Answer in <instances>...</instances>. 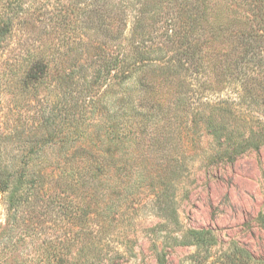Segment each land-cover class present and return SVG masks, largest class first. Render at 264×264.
<instances>
[{
    "label": "trees",
    "instance_id": "trees-1",
    "mask_svg": "<svg viewBox=\"0 0 264 264\" xmlns=\"http://www.w3.org/2000/svg\"><path fill=\"white\" fill-rule=\"evenodd\" d=\"M46 6L37 17L59 37L41 34L39 45L25 47L20 83L54 90L56 107L44 113V126L53 124L56 141L41 142L7 174L0 157V195L13 223L19 209L33 220L38 207L65 221L66 235L49 242L45 264H120L117 253L104 258L105 219L117 213L110 209L117 193L138 203L129 194L152 183L144 177L148 163L162 170L152 187L157 227L169 246L195 247L188 264H264V255L224 242L214 228L171 231L180 224L174 181L187 165L185 150H168L174 139H210L208 161L233 164L264 148V0ZM7 20L0 21V45ZM48 148L54 156L43 155ZM257 221L264 229L263 212ZM165 243L155 247L158 264H168Z\"/></svg>",
    "mask_w": 264,
    "mask_h": 264
},
{
    "label": "rangeland",
    "instance_id": "rangeland-1",
    "mask_svg": "<svg viewBox=\"0 0 264 264\" xmlns=\"http://www.w3.org/2000/svg\"><path fill=\"white\" fill-rule=\"evenodd\" d=\"M54 1L0 0V21H8L7 17L12 21L0 45V157L6 174L20 170L22 161L31 157V150L41 142L56 141L51 139L56 138L53 124L44 126V113L56 107L54 90L49 87L35 92L20 83L26 63L25 47L39 45L41 34L59 37L37 17L41 7L51 6ZM168 146V150H185L183 159L187 165L174 181L180 224L171 223V231L214 228L224 242L239 241L254 254L264 255V229L257 221L258 215L264 213V148L240 156L233 164H212L207 157L210 139H174ZM53 154L51 148L43 152L50 157ZM161 171L147 164L144 177H152V183L137 186L138 194L135 189L129 194L138 203L119 199L117 193V204L113 202L110 208L117 213L105 219L109 232L104 258L117 253L120 264H158L155 247L162 249L165 232L157 227L162 219L155 210L156 191L152 187H159ZM111 197L114 201V192ZM3 200L1 194L0 264H45L49 242L57 235H66L65 221L38 207L33 220H25L19 209L13 223ZM194 250L193 246L166 243L164 248L168 264H188L187 258Z\"/></svg>",
    "mask_w": 264,
    "mask_h": 264
}]
</instances>
